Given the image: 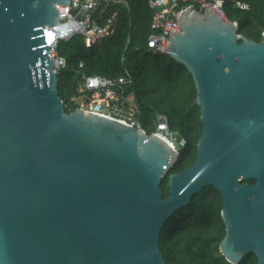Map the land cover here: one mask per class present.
<instances>
[{
    "label": "water",
    "instance_id": "obj_1",
    "mask_svg": "<svg viewBox=\"0 0 264 264\" xmlns=\"http://www.w3.org/2000/svg\"><path fill=\"white\" fill-rule=\"evenodd\" d=\"M71 1L0 0V264H166L164 225L209 187L221 254L264 264V32L239 34L213 6L178 16L169 57L192 75L203 132L195 162L170 175L180 154L158 136L65 112L43 29Z\"/></svg>",
    "mask_w": 264,
    "mask_h": 264
},
{
    "label": "trees",
    "instance_id": "obj_2",
    "mask_svg": "<svg viewBox=\"0 0 264 264\" xmlns=\"http://www.w3.org/2000/svg\"><path fill=\"white\" fill-rule=\"evenodd\" d=\"M223 1L228 20L239 25V34L261 41L264 0ZM105 14L106 17L117 14V30L110 39L87 47L83 37L76 35L58 44V55L66 62L58 73V92L65 112L72 113L77 108L72 99L78 96L80 63L84 64L81 71L86 75L117 78L127 71L133 81L127 91L136 95L143 129L153 133V121L160 113L168 117L170 129L185 139L186 147L169 172L170 175L181 173L195 162L203 132L192 75L169 56L148 49L153 11L147 0H129V9L111 3ZM168 177L161 185L164 198L168 197ZM222 208L220 193L209 187L177 211L161 232L160 249L166 264H230L219 249L226 234ZM257 263L256 255L250 254L240 264Z\"/></svg>",
    "mask_w": 264,
    "mask_h": 264
},
{
    "label": "built area",
    "instance_id": "obj_3",
    "mask_svg": "<svg viewBox=\"0 0 264 264\" xmlns=\"http://www.w3.org/2000/svg\"><path fill=\"white\" fill-rule=\"evenodd\" d=\"M149 8L153 11L150 24V34L147 39L148 49L169 56L170 33H181L175 27L178 16L190 8L200 5L201 11L213 6L220 17L229 21L223 0H147ZM119 4L129 9V0H72L69 6H57L59 19L54 26L43 29L46 46L51 49L52 58L56 61V72L65 67V60L58 55V44L68 41L76 35L82 36L87 47L100 45L110 39L117 30V14L106 17L105 11L109 4ZM103 5V7H102ZM242 8L240 4H237ZM81 6V7H80ZM80 9L73 16L71 9ZM101 9L99 10V8ZM71 19L62 23L63 19ZM62 23V24H58ZM84 64L80 63V83L78 96L72 99L77 108L88 113L116 119L126 125L143 130L147 135H156L166 141L174 151L179 154L186 147V141L178 132L172 131L168 117L157 113L153 121L154 131L149 134L143 129L142 111L134 92L127 90L133 84L130 74L126 71L117 78H106L98 75L83 74ZM65 108V106H64ZM76 108V109H77Z\"/></svg>",
    "mask_w": 264,
    "mask_h": 264
},
{
    "label": "rangeland",
    "instance_id": "obj_4",
    "mask_svg": "<svg viewBox=\"0 0 264 264\" xmlns=\"http://www.w3.org/2000/svg\"><path fill=\"white\" fill-rule=\"evenodd\" d=\"M247 8V7H246ZM251 39V38H250ZM252 40H254V39H252ZM255 41V40H254Z\"/></svg>",
    "mask_w": 264,
    "mask_h": 264
}]
</instances>
